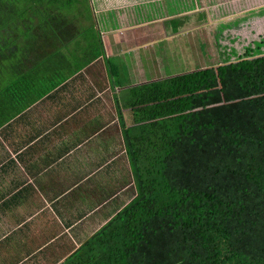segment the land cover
Here are the masks:
<instances>
[{"label": "crops", "instance_id": "obj_1", "mask_svg": "<svg viewBox=\"0 0 264 264\" xmlns=\"http://www.w3.org/2000/svg\"><path fill=\"white\" fill-rule=\"evenodd\" d=\"M91 3L94 32L69 46L0 36V264H63L128 205L138 193L129 151L153 145L160 113L173 115L174 101L132 107V90L174 76L159 71L166 43L195 63L220 26L264 7V0ZM258 22L264 17L253 15L236 28Z\"/></svg>", "mask_w": 264, "mask_h": 264}, {"label": "trees", "instance_id": "obj_2", "mask_svg": "<svg viewBox=\"0 0 264 264\" xmlns=\"http://www.w3.org/2000/svg\"><path fill=\"white\" fill-rule=\"evenodd\" d=\"M253 15L264 7L216 35ZM94 21L91 0H0V36L25 43L69 46ZM218 88L222 104L189 108ZM171 100L179 111L158 120L153 145L129 151L136 197L63 264H264V35L216 66L137 86L131 106Z\"/></svg>", "mask_w": 264, "mask_h": 264}, {"label": "rangeland", "instance_id": "obj_3", "mask_svg": "<svg viewBox=\"0 0 264 264\" xmlns=\"http://www.w3.org/2000/svg\"><path fill=\"white\" fill-rule=\"evenodd\" d=\"M77 8H73L72 11L75 12ZM69 13V12H68ZM247 20H250V17H247ZM243 27L247 26L246 24L242 25ZM222 27V26H220ZM256 27V30L253 29ZM262 22H258L257 24H254L250 28L245 27L242 30H238V28L233 27L231 31V34L228 35L227 32H224L222 35L220 33H217L215 42H214V35L212 34L211 40L213 45H210L209 47H204V54L201 56L199 55V60H194L191 55L186 59L184 55L181 53V55H175L174 53H171L168 48L170 47V44L166 43L165 45V52L167 55L166 60L164 61L163 65L159 67V71L161 70L163 76H169V75H175V74H181L184 72H189L195 68H204L207 66H216L220 63L221 60L226 59L227 57L231 55H241L245 49V47H248L253 41L259 39L261 33L263 32L262 36L264 35ZM262 29V30H261ZM254 33V34H253ZM84 36V35H82ZM183 39V38H182ZM184 40V39H183ZM74 42L80 41V36L77 35L73 40ZM236 41V43H235ZM203 43V41H201ZM205 44H208V41L205 42ZM226 44V45H224ZM247 45V46H246ZM228 47L230 49L229 52H227L225 55L227 57H220V50L219 47ZM200 50V48L198 49ZM223 52L225 51L222 50ZM192 104L189 106L192 110H197L202 107L206 106H212L217 104L223 103V98L220 93L219 88L209 91V92H202L198 94L197 96L193 97V100L191 102ZM165 108L168 109L166 104H164ZM169 106L171 107L169 109V113L176 114L178 110V105H176V101H173L169 103ZM164 112L160 113L161 116H167L168 112L163 110Z\"/></svg>", "mask_w": 264, "mask_h": 264}]
</instances>
